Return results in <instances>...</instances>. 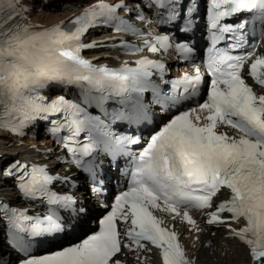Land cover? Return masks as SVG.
<instances>
[{"label":"snow or ice","instance_id":"1","mask_svg":"<svg viewBox=\"0 0 264 264\" xmlns=\"http://www.w3.org/2000/svg\"><path fill=\"white\" fill-rule=\"evenodd\" d=\"M197 7L196 0H94L67 24L42 27L29 22L25 0H0V131L23 138L27 129L43 125L65 150L56 164L67 165L61 171L50 163L0 159V183L10 181L17 198L11 203L0 188L8 249L0 246V264H149L153 249L156 264H197L173 223L205 231L193 211L203 212L209 226L226 227L247 264H264V94L253 87L264 90V0H211L207 81L194 45L144 32L134 22L151 24L150 15L159 25L183 21L179 31L188 33ZM99 28L140 37L141 44L85 43ZM222 41L225 46L217 47ZM101 47L124 54L175 51L195 73L166 80L161 60L145 57L135 67L110 68L81 55ZM157 80L170 83L171 91ZM53 88H75L78 98L53 96ZM149 91L151 100L145 98ZM153 104L176 112L146 136L114 129L127 124L139 130L154 115ZM103 156L128 177L114 201L104 195ZM118 157H131V168L121 169ZM89 200L103 209L95 217L98 230L71 239L91 223Z\"/></svg>","mask_w":264,"mask_h":264},{"label":"bare ground","instance_id":"2","mask_svg":"<svg viewBox=\"0 0 264 264\" xmlns=\"http://www.w3.org/2000/svg\"><path fill=\"white\" fill-rule=\"evenodd\" d=\"M28 1V7L30 6L29 15L33 17L35 21L52 24L56 21V19L60 17L71 16L75 12L74 8H72L75 5L79 7L80 3H90L94 0H71V2L63 1L59 5H45V2L43 0ZM45 8L47 9L46 11L44 10ZM104 38H106V36L104 35L100 36L97 34H91L90 36V40ZM115 55L117 56V54L108 49H102L93 51L90 57H95L97 59L96 61L100 63H112L114 62L112 56ZM152 108L156 109L153 105ZM34 148L39 149L40 151L36 152L33 150ZM3 149H5L4 155L0 157V159L3 160L9 158L6 153H16L19 150V156L21 158L35 157L38 159H42L45 162H49L50 164H52L53 167H58L61 171L67 168V165L61 166L54 163V161L56 160V156H58L57 149L52 146V139H47L43 136H38L37 139L32 138L31 140L24 139V143L22 144L20 139L11 137L1 131V153ZM0 188L4 187L0 186ZM88 203L90 205L91 201L89 200ZM96 211L97 208H94L91 220L94 219V214L96 213ZM213 232H215L216 235H212ZM186 244L188 247V255L190 257L198 258L197 264H247V254L238 246V242L234 238L227 237V229L225 227H220L219 229H212L205 232L203 235H201L199 241L195 243L196 247L193 246L194 242L192 241V237L189 238V241ZM0 246H3L5 251L8 250L4 245L1 233ZM213 248L216 249V252L214 255H210L211 249ZM222 252H226V254H222ZM149 264H156L155 256L153 253L149 254Z\"/></svg>","mask_w":264,"mask_h":264}]
</instances>
